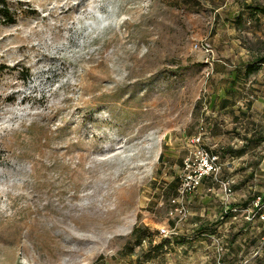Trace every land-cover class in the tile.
I'll list each match as a JSON object with an SVG mask.
<instances>
[{
  "label": "rangeland",
  "instance_id": "374dc122",
  "mask_svg": "<svg viewBox=\"0 0 264 264\" xmlns=\"http://www.w3.org/2000/svg\"><path fill=\"white\" fill-rule=\"evenodd\" d=\"M247 2L264 4L0 0V264H200L225 237L253 239L250 264H264V223L195 225L218 223L225 182L241 195L230 206L264 194L251 176L264 167V63L244 71L264 51V14ZM200 130L242 155L171 214L168 183ZM161 226L189 251L157 247Z\"/></svg>",
  "mask_w": 264,
  "mask_h": 264
},
{
  "label": "built area",
  "instance_id": "2783aa9c",
  "mask_svg": "<svg viewBox=\"0 0 264 264\" xmlns=\"http://www.w3.org/2000/svg\"><path fill=\"white\" fill-rule=\"evenodd\" d=\"M194 46L197 47L198 44L194 43ZM199 47L207 50V47L202 44H200ZM204 135L205 130H200L197 133L185 137L186 152L181 160L180 173L178 174L179 183L175 195L170 197V202L173 206L170 207L171 214L189 213L186 204L189 202L191 194L202 181L207 177L217 180V176L223 165V160L218 151L213 150L205 144ZM234 194V191L230 187V182H225L223 184V196H221L224 208L221 211L220 218H223V214L228 212L236 213L241 211L244 213V217L247 220L255 218L256 215L260 219H264V199H262L260 195L255 196L247 206L240 208L236 205L230 206L229 200L235 199ZM236 217V215H233L229 222H233ZM158 234L162 237H166L168 240V242L163 244V247H166V244H168L177 248L179 253L183 249L187 252L189 251L184 244L174 241L177 235L175 227L169 228L167 226H161L158 228ZM226 243L227 242L223 238L213 241V254L204 256L200 264H250L251 259L257 255V253H254L247 256V254L239 253L236 260L230 261L225 256L227 251ZM190 264L196 263L191 262Z\"/></svg>",
  "mask_w": 264,
  "mask_h": 264
},
{
  "label": "trees",
  "instance_id": "16d2710c",
  "mask_svg": "<svg viewBox=\"0 0 264 264\" xmlns=\"http://www.w3.org/2000/svg\"><path fill=\"white\" fill-rule=\"evenodd\" d=\"M245 9H247L249 11L250 14L252 13H260V14H264V4H255L253 2H247L244 4L243 6ZM8 12H5V15H8L7 14ZM239 17V16H238ZM12 16H9L7 21H12ZM255 58L251 61H249L246 66H245V73L246 74H249L251 71H253L254 69L258 68L259 65H261L262 63H264V51H262L261 53H256ZM207 133V131H205V134ZM220 153V156L222 159H227L225 157H233V155H237V156H241L242 155V151H243V148H239L236 150L237 153L235 154H232L230 151V149H226V150H216ZM185 154V153H184ZM183 154V156H184ZM182 156V157H183ZM182 160V158H181ZM261 161V160H260ZM258 161L257 162V165L256 167L258 168L261 164V162ZM264 165V164H262ZM258 171H262L264 172V167H261L259 168ZM256 169L254 170V173H252V178L256 179L257 177H264L262 176L259 172H258ZM179 183V177L178 176H174L172 178V180L168 183L169 185H173V189H174V193L176 192V188H177V185ZM257 195H262V198H264V194H258V193H253V196L247 200H244L240 205H238L237 207H240L241 205L245 207V205L247 206L250 201ZM233 215H236V219L233 221V225H239V227L241 229H243L244 231L245 230H248L249 232L253 233V231H257V228L259 227V224H262L264 223V220H261L260 218L258 217H255L251 220H247L245 217H244V213L239 211V212H228L226 214H223V218H218L217 217V224L214 225V228L212 229H209L208 230V227L205 226L202 222L198 223V224H195L196 225V229L201 232V233H215L220 227H223L226 225V221L228 219H232V216ZM256 220V221H255ZM255 223V224H254ZM212 230V231H210ZM138 231H140L139 229V226L138 225H134L132 230H131V234L132 235H135ZM262 231L264 230H260L258 231L257 233L261 234ZM140 235V234H139ZM224 240L227 242L226 243V246H227V251L225 253V256L230 260V261H233V260H236L238 258V254L239 253H243V254H246V248L245 247H248L250 248L251 246V242L254 241L253 239H249L248 241L246 240H241V239H227L226 240V237L224 238ZM174 241L176 243H182L184 242L185 240H180L179 236H175L174 238ZM187 241V240H186ZM166 243L168 242L167 239H164L162 242H160L158 244L157 247L159 246H162L163 243ZM240 247H243L244 249H241V250H238ZM262 255V254H261Z\"/></svg>",
  "mask_w": 264,
  "mask_h": 264
},
{
  "label": "crops",
  "instance_id": "0c3cea01",
  "mask_svg": "<svg viewBox=\"0 0 264 264\" xmlns=\"http://www.w3.org/2000/svg\"><path fill=\"white\" fill-rule=\"evenodd\" d=\"M260 162H261V163H264V159H261ZM243 164H244V162L241 163V165H243ZM234 196H235V199L240 200V197H241L240 194L235 193ZM236 196H237V198H236ZM182 244H184L186 247L191 246V244H190L189 241H184V242H182ZM176 250H177V248H176ZM177 252H178V251H177ZM178 253H179V252H178Z\"/></svg>",
  "mask_w": 264,
  "mask_h": 264
}]
</instances>
